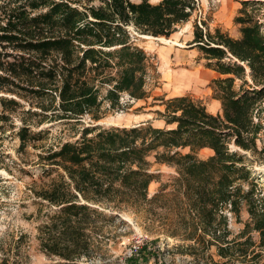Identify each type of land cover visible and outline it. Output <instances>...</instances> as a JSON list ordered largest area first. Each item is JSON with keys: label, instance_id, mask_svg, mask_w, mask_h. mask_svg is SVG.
Returning <instances> with one entry per match:
<instances>
[{"label": "trees", "instance_id": "trees-1", "mask_svg": "<svg viewBox=\"0 0 264 264\" xmlns=\"http://www.w3.org/2000/svg\"><path fill=\"white\" fill-rule=\"evenodd\" d=\"M101 2L99 6L86 3L80 8L71 0H14L1 6L5 19L0 20L2 56L13 59L5 60L8 73L0 75V89L8 83L19 87L20 73L36 70L38 76L53 81L58 68L53 61L47 67L41 63L51 52H57L63 62L59 91L62 118H78L99 104L96 89L82 78L86 63L96 72L104 71L111 63L120 67L106 93L111 106L119 102L123 92L143 98L147 56L132 43L129 27L139 34L168 38L178 24L192 17L196 0ZM43 6L44 11L37 10ZM234 20L240 24L241 34L236 38L219 28L211 33L193 20L192 43L214 61L211 65L218 72L226 75L214 79V98L220 101L221 112H208L201 101L189 95L160 98L163 110L156 112L164 119L165 127L150 122L129 127H84L79 142L66 141L57 151L46 154V159L52 161L59 157L61 160L55 163L63 170L57 183L39 190V196L58 207L41 225L40 246L45 254L63 264H75L88 253L90 234L86 230L88 226L97 228L93 216L101 214L89 203L120 209L139 210L144 205L151 208V203L163 196L162 192L147 195L154 178L147 156L153 153L155 161L173 165L177 171L176 191L193 213L182 217L191 226L188 237L193 238L200 230L196 235L199 241L216 244L218 255L226 259L221 264L235 257L264 264L260 261L264 256V198L258 196L249 161L230 148L233 144L247 151L256 149L260 124L253 116L255 104L264 98V30L246 14ZM76 52L80 54L75 56ZM24 53H35L39 58L30 61L21 57ZM3 63L0 60V67ZM236 78L242 80L237 90ZM37 90L50 88L40 83L32 91ZM26 132L25 127L19 130L21 145ZM205 147L213 153L199 157L198 150ZM242 206H246L249 220L238 234L229 237L225 210L239 220ZM251 232L258 234L260 250L254 247Z\"/></svg>", "mask_w": 264, "mask_h": 264}, {"label": "rangeland", "instance_id": "rangeland-1", "mask_svg": "<svg viewBox=\"0 0 264 264\" xmlns=\"http://www.w3.org/2000/svg\"><path fill=\"white\" fill-rule=\"evenodd\" d=\"M13 1L0 0L2 22L5 19L1 6ZM71 1L78 2L80 8L86 3L92 6L102 4L101 0ZM149 1L156 3L159 0ZM45 8L43 6L37 10L44 11ZM245 14L262 25L264 30V0H196L192 17L178 24L168 38L164 36L172 42L144 37V34L136 33L129 27L132 43L142 48L147 56L145 96L133 98L123 92L119 102L111 106L106 93L112 87L113 80L117 79L120 67L111 63L104 71L96 72L90 63H86L87 69L82 78L96 89L99 104L78 115V118L60 116L59 91L63 80L60 53L51 52L41 63L42 67H47L53 61L58 68L53 81L38 76L36 70L32 74L20 73L19 87H10L8 83L0 89V264H63L57 257L45 254L40 246L43 235L41 225L58 207L39 196V190L57 183L63 170L55 163V160H61L59 157L52 161L46 159V154L57 151L66 141L79 142L84 127H129L144 122L165 127L164 119L156 112L163 110L160 98L176 95H189L201 101L210 113L221 112V104L214 98V79L226 75L218 72L211 65L214 61L207 59L192 43L193 20L211 33L219 28L236 38L241 33L240 24L234 19ZM202 22L206 25L203 26ZM3 48L0 43V60L4 62V67H0L2 76L8 73L5 60L13 59V56H2ZM21 57L34 62L39 58L35 53H24ZM245 79L248 84L251 83L249 75L246 74ZM40 83L50 90L33 92ZM241 83L242 80L236 78L234 88L239 89ZM30 86L34 89H30ZM218 104L220 108L215 113ZM253 120L260 124L255 151L243 150L233 144H230V148L236 149L249 161L247 164L252 170L258 196L264 198V98L255 104ZM22 127L27 129L24 145H21L19 137ZM181 151L185 152L187 148ZM197 155L205 158L210 152L200 149ZM147 160L154 174L147 195L151 197L156 192H162L163 196L152 202L151 208L144 205L139 210L89 203L101 214L93 216L92 222L97 228L88 226L86 230L90 234L88 253L77 259L75 264H221L226 259L218 255L216 244L207 245L204 240L199 241L196 235L200 230L193 238L188 237L191 226L186 225L182 217H191L193 213L176 191L175 167L155 161L153 153L147 156ZM225 213L231 232L229 237H233L249 220V213L246 206H242L239 220H235L228 210ZM251 235L255 241L254 247L260 250L258 234L251 232ZM260 261H264V256ZM225 264L254 263L235 257Z\"/></svg>", "mask_w": 264, "mask_h": 264}, {"label": "bare ground", "instance_id": "bare-ground-1", "mask_svg": "<svg viewBox=\"0 0 264 264\" xmlns=\"http://www.w3.org/2000/svg\"><path fill=\"white\" fill-rule=\"evenodd\" d=\"M144 37H147V38H157V39H161V40H163V41H165V42H172V40H170V39H166V38H164V37H153V36H150V35H143ZM174 44H177L176 42H173Z\"/></svg>", "mask_w": 264, "mask_h": 264}, {"label": "crops", "instance_id": "crops-1", "mask_svg": "<svg viewBox=\"0 0 264 264\" xmlns=\"http://www.w3.org/2000/svg\"><path fill=\"white\" fill-rule=\"evenodd\" d=\"M238 37H239V36H238ZM216 101H217V103L220 104V101H219L218 99H216ZM219 104H218L216 110L214 111L215 113H216V112L218 111V109L220 108ZM202 149H208L209 152H210V155L213 153V151H212L210 148H206V147H205V148H202Z\"/></svg>", "mask_w": 264, "mask_h": 264}]
</instances>
